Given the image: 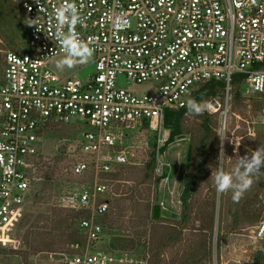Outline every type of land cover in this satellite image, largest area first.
Listing matches in <instances>:
<instances>
[{"label": "built area", "instance_id": "obj_1", "mask_svg": "<svg viewBox=\"0 0 264 264\" xmlns=\"http://www.w3.org/2000/svg\"><path fill=\"white\" fill-rule=\"evenodd\" d=\"M11 2L27 27V51L5 52L0 66V238L29 197L44 128L77 119L92 128L80 144L91 157L75 162L71 173L91 178L74 198L87 211L78 222L84 241L71 244L63 264H122L124 258L98 248L106 241L99 219L109 209L100 176L127 161L114 148L131 127L151 130L164 144L166 110L185 107L210 80L224 84L226 103L236 74L244 77L246 96L264 94V0ZM68 3L82 17L75 33L93 49L87 63L93 73L85 81L60 79L48 68L50 59L65 55L54 35L55 12ZM119 76L155 87L139 95L118 86ZM253 239L264 240V209Z\"/></svg>", "mask_w": 264, "mask_h": 264}, {"label": "rangeland", "instance_id": "obj_2", "mask_svg": "<svg viewBox=\"0 0 264 264\" xmlns=\"http://www.w3.org/2000/svg\"><path fill=\"white\" fill-rule=\"evenodd\" d=\"M7 51L0 38V66ZM63 57L48 62V68L60 79L85 81L93 73L90 64L58 69L56 61ZM118 86L139 95L150 93L155 87L148 82L135 85L123 76L118 77ZM258 101L246 96L242 89L231 87L226 103L223 91L215 100L205 102L207 109L202 115L184 114L180 135L163 153L160 149L164 144L158 142L151 130H124L114 149L125 153L126 163L100 176L108 186L104 199L108 200L109 228H104L106 241L98 248L124 258L122 264H253L254 253L260 246L253 239L257 222H246L240 213L235 215L240 218L238 224L233 218L237 210H246L251 202L257 212L263 211L264 174L253 179L236 206L231 192L217 194L211 172L215 171L221 141L224 140L222 156L227 172L237 166L239 155L256 149L257 136L264 133V110L259 109ZM204 119L211 130L207 134L205 174L183 204V185L189 181V174L198 169ZM91 129L89 124L73 119L68 124H54L44 132L40 158L32 169L29 197L0 238L4 252L0 264H63L73 253L71 244L83 237L76 234L78 222L87 216V211L76 206L74 198L91 174L74 176L71 167L77 161L90 159L81 152L80 144L82 133ZM152 152L154 168L149 169ZM45 174L52 181L42 187ZM154 204L180 218L153 220ZM82 241L84 238L78 242Z\"/></svg>", "mask_w": 264, "mask_h": 264}, {"label": "trees", "instance_id": "obj_3", "mask_svg": "<svg viewBox=\"0 0 264 264\" xmlns=\"http://www.w3.org/2000/svg\"><path fill=\"white\" fill-rule=\"evenodd\" d=\"M26 37H27V27L23 21V18L19 12V10L12 4L11 0H0V38L3 40V43L5 44V47L9 49V51L15 52V53H24L27 51L26 48ZM244 81V77L242 75L236 74L233 75L231 78L230 85L233 88L242 89V83ZM224 91V84L220 81L210 80L208 82H205L201 85H199L191 94L189 100H195L197 102H207L211 100H215L220 94H222ZM243 91V90H242ZM238 96V95H237ZM255 98H258V107L259 109L264 110V94H257L253 96ZM190 113L188 111L187 105L183 108L177 109V110H166L164 115V127L169 132L168 139L160 149V152L163 153L166 150V147L172 143L176 137L180 135V120L184 116V114ZM192 114V113H190ZM54 124H47L44 128L45 131H49L50 127ZM203 128V136L200 139L199 142V162L197 165V171L193 174H189V181H187L183 185V190L181 194V202L183 204L186 203L189 196L194 191V186L198 185V182L202 179V175L205 174V170L203 169L204 162L206 161L205 155L207 152V134L211 132L209 129L206 120L204 119V122L202 124ZM257 140L259 143H257L256 149L262 145H264V133L259 134L257 136ZM40 158V156H38ZM37 157V158H38ZM191 157L190 151L188 152V158ZM154 153H151V160H149V164L147 165L149 169L154 168ZM39 159H37L38 163ZM37 165V164H36ZM166 167H165V174L166 175ZM257 177V176H256ZM256 177H253V179H256ZM52 181L49 174H45L43 176V184H49ZM241 200L239 202H234L236 206L241 203ZM251 205H253L251 207ZM251 205L249 203V207L246 208V210H237V212L234 214L233 221H235V224H238L240 222V218L237 215V213H240L242 217H244L245 221L252 224L256 223L259 219V216L261 214V210L257 212L258 208L254 207V202H251ZM109 214V210L107 213H105L103 216L100 217V222L103 225L104 228H109V225L107 223V217ZM244 221V222H245ZM107 224H106V223ZM107 226V227H106ZM80 234L78 231L76 234ZM81 235V234H80ZM79 236V235H78ZM81 239L83 237H80ZM81 239H76L74 242L81 241ZM83 242V241H82ZM222 242V239L219 240V244ZM259 249L255 251L253 256V264H263L264 263V240L259 241ZM3 248L0 246V256L3 255Z\"/></svg>", "mask_w": 264, "mask_h": 264}, {"label": "clouds", "instance_id": "obj_4", "mask_svg": "<svg viewBox=\"0 0 264 264\" xmlns=\"http://www.w3.org/2000/svg\"><path fill=\"white\" fill-rule=\"evenodd\" d=\"M55 19L57 27L54 35L65 53L62 59L56 61V67L63 70L64 68L71 69L78 64H87L92 58L93 49L87 42L81 40L74 31V26L77 23H82V17L79 15L76 6L71 3L62 5L55 12ZM29 25L36 26L37 31H40L35 22ZM65 25L69 29L67 33L63 31ZM187 107L193 115H202L207 109V104L203 101L189 100ZM223 141H221V150L215 171L211 172V176H214L218 195L231 192L233 201L239 202L253 184V177L264 174V171H261L264 168V145L261 144L255 150H248L247 154L243 156L238 154L237 166L231 172H227L223 166ZM236 145L238 147V144Z\"/></svg>", "mask_w": 264, "mask_h": 264}, {"label": "water", "instance_id": "obj_5", "mask_svg": "<svg viewBox=\"0 0 264 264\" xmlns=\"http://www.w3.org/2000/svg\"><path fill=\"white\" fill-rule=\"evenodd\" d=\"M151 218L153 220H158L159 218L178 220L180 217L178 214L161 208L158 204H154L151 210Z\"/></svg>", "mask_w": 264, "mask_h": 264}]
</instances>
